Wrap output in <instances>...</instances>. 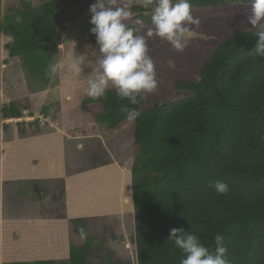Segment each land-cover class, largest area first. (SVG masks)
<instances>
[{"label":"trees","instance_id":"16d2710c","mask_svg":"<svg viewBox=\"0 0 264 264\" xmlns=\"http://www.w3.org/2000/svg\"><path fill=\"white\" fill-rule=\"evenodd\" d=\"M62 1L66 0L38 6L24 1L22 9L6 15L1 25V31L12 38L6 45L9 56L19 58L23 69L44 84L51 80L45 75L51 64L45 47L59 40ZM233 4L249 3L192 0V10ZM131 11L151 25L150 8L134 5ZM254 31L240 29L220 43L203 62L199 82H178L176 89L189 94L185 98L144 110L143 100L130 105L119 100L113 88L100 100L81 102L90 120L106 124L110 133L135 124L131 169L135 232L131 242L137 264H180L183 253L167 240L173 228L195 231L201 244L212 250L216 234L223 235L228 264H264V57L254 51ZM91 41L96 47L95 36ZM124 106L136 108L141 115L129 122ZM3 115L4 119L20 118L22 111L13 102L3 109ZM28 131L22 126L21 136ZM218 180L229 185L227 194H217L211 187ZM60 183L62 194L56 209L65 211L66 186ZM56 209L50 214L59 213ZM59 218L66 217L62 213ZM68 223L67 262L4 264H95L90 258L102 251L91 253L90 219L74 218ZM81 227L88 233L87 240L79 236ZM115 263L121 264L119 260Z\"/></svg>","mask_w":264,"mask_h":264},{"label":"rangeland","instance_id":"374dc122","mask_svg":"<svg viewBox=\"0 0 264 264\" xmlns=\"http://www.w3.org/2000/svg\"><path fill=\"white\" fill-rule=\"evenodd\" d=\"M24 1L38 6L53 0H0V159L10 151L11 161L17 163L24 158L30 165L35 163L37 167L42 164L40 171H46V176L51 174L50 177L57 179L52 178L42 185H32L24 180L4 183L1 179L3 161L0 160V229L7 228L4 221L7 214L10 217H36L50 213L56 206L60 207L56 202L62 194L60 179L68 181L76 171L87 170L94 165H120L124 176L121 182L125 183L122 186L125 188L123 197L128 199L122 207L126 212L90 219L91 253L102 251L90 259L95 264H113L117 260L121 264H137L136 248L131 242L135 232L131 188L135 124L129 123L122 130L110 133L106 124L92 122L80 108L81 102L88 98L85 95L86 75L91 69L85 68L83 75L75 76L69 68L75 56H85L86 63L99 57L91 41L94 35L90 33V28L93 25L88 21L91 16L89 6L95 0L60 2L59 20L63 22L60 37L58 42L45 47V53L51 56V64L63 62L64 66L47 84L28 74L19 58L9 56L6 45L12 38L1 31L4 17L11 13L15 15L22 9ZM250 14L249 4L193 9V15L200 18L201 24L199 28L192 29L193 35L188 38L183 51H176L167 41L150 34L152 25L136 23L139 19L133 14L126 23L134 25L138 35L145 39L158 80L157 91L142 99V109L189 96L184 91H178L176 84L181 81L199 82L203 62L211 57L220 43L240 29L255 30L247 22ZM108 89L113 87L110 85ZM13 102L22 111V117L4 119L3 109ZM22 126L30 129L27 136H21ZM46 134H51L50 140L54 138L56 143L49 142ZM48 150H63V167L55 164V158ZM60 170L65 171V177L58 178L56 173ZM58 210L54 212L63 213ZM98 210L96 205L92 207L96 214L100 213ZM109 250L114 252L113 255Z\"/></svg>","mask_w":264,"mask_h":264},{"label":"clouds","instance_id":"9594fccd","mask_svg":"<svg viewBox=\"0 0 264 264\" xmlns=\"http://www.w3.org/2000/svg\"><path fill=\"white\" fill-rule=\"evenodd\" d=\"M251 14L248 24L255 29V53L264 57V0H248ZM134 5L151 9L150 34L167 41L176 51H183L193 28H199L201 20L193 15L192 0H95L89 6L91 14L90 33L95 36L99 57L85 62V56L72 58L69 68L75 76H81L85 68L91 69L87 76L85 95L91 100L105 97L111 85L116 97L130 105H138L147 95L158 89L156 67L148 54V46L143 36L126 22L133 17ZM136 23H141L137 20ZM88 47V46H86ZM63 62L50 64L45 70L49 79H55L63 68ZM129 122L141 115L136 108L122 107ZM220 195L229 192V185L216 181L211 185ZM79 236L87 240L88 233L81 227ZM167 240L174 242L183 253L180 264H228L225 259L227 248L224 237L216 234L214 250L201 244L195 231L173 228Z\"/></svg>","mask_w":264,"mask_h":264},{"label":"crops","instance_id":"0c3cea01","mask_svg":"<svg viewBox=\"0 0 264 264\" xmlns=\"http://www.w3.org/2000/svg\"><path fill=\"white\" fill-rule=\"evenodd\" d=\"M46 135L49 136L47 140L53 142L54 138L50 140L51 134ZM48 151L52 152L55 164L63 167V150ZM9 153L11 152H6L7 155L0 159L3 161L1 179L4 183L24 180L37 185L49 182L52 178L57 179V177H50L51 174L46 176V171L43 169L41 172L42 164L36 167L35 163L30 165L24 158V161L17 163L11 161ZM42 163L45 162L42 161ZM119 166L112 167L103 163L87 170L76 171L68 181L60 179L66 186V208L63 211L66 218H59V213H47L45 216L42 213L36 217L27 215L26 217H10L7 214L4 217L7 228L0 229V264L48 260L67 262L70 258L69 219H92L96 216L123 215L126 212L122 207L125 205L124 201L128 199L126 196L123 197L125 183L121 182L124 176ZM58 169L62 168L58 167ZM56 174L58 178L65 177V171L60 170ZM94 201L99 209L97 212H100L98 214L92 211L95 205L91 206V204Z\"/></svg>","mask_w":264,"mask_h":264},{"label":"bare ground","instance_id":"6f19581e","mask_svg":"<svg viewBox=\"0 0 264 264\" xmlns=\"http://www.w3.org/2000/svg\"><path fill=\"white\" fill-rule=\"evenodd\" d=\"M0 222H1V219H0Z\"/></svg>","mask_w":264,"mask_h":264}]
</instances>
